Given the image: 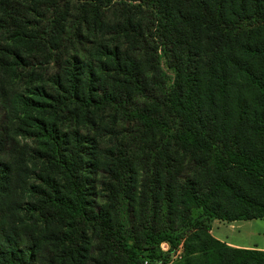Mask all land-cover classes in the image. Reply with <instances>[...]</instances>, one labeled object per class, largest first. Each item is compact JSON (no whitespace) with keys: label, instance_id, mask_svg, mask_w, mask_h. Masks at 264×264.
Instances as JSON below:
<instances>
[{"label":"trees","instance_id":"16d2710c","mask_svg":"<svg viewBox=\"0 0 264 264\" xmlns=\"http://www.w3.org/2000/svg\"><path fill=\"white\" fill-rule=\"evenodd\" d=\"M1 110L0 264H264V0H0Z\"/></svg>","mask_w":264,"mask_h":264},{"label":"rangeland","instance_id":"374dc122","mask_svg":"<svg viewBox=\"0 0 264 264\" xmlns=\"http://www.w3.org/2000/svg\"><path fill=\"white\" fill-rule=\"evenodd\" d=\"M9 44V42H7ZM12 48H17L16 45L12 46ZM18 87H14L11 91H16ZM10 98L14 97V94H8ZM3 109V108H1ZM2 110L0 112V116H2ZM104 133V132H103ZM108 136L105 137L102 145L109 144ZM29 143V142H28ZM30 144V143H29ZM1 208V206H0ZM22 216V215H20ZM18 217V215H17ZM19 218V217H18ZM206 222L208 227L210 228V234L217 240L233 245L247 247L252 245L264 248V219L262 220H250V221H241V222H232L226 223L221 222L215 219L202 218L201 211L194 210L192 216V222L189 224V228L191 227V223L196 222ZM18 222V221H17ZM19 223V222H18ZM20 224H24L25 228L34 235H38L37 226L34 223L23 222ZM20 226V225H18ZM162 252H167L168 245L162 244L160 246ZM181 252V247L178 248L175 254H172L170 259L175 260L177 255ZM176 257V258H175ZM160 264V263H159Z\"/></svg>","mask_w":264,"mask_h":264},{"label":"crops","instance_id":"0c3cea01","mask_svg":"<svg viewBox=\"0 0 264 264\" xmlns=\"http://www.w3.org/2000/svg\"><path fill=\"white\" fill-rule=\"evenodd\" d=\"M237 222H241V221H237ZM226 244L229 245V246H232V247L243 248V249H258V250H264V248L258 247V246H255V245H252V247H250V246L243 247V246L233 245V244H229V243H226Z\"/></svg>","mask_w":264,"mask_h":264}]
</instances>
